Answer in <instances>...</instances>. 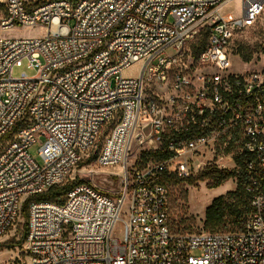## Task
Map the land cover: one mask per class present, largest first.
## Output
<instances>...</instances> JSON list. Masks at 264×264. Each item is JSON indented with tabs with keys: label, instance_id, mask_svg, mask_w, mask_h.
<instances>
[{
	"label": "built area",
	"instance_id": "2783aa9c",
	"mask_svg": "<svg viewBox=\"0 0 264 264\" xmlns=\"http://www.w3.org/2000/svg\"><path fill=\"white\" fill-rule=\"evenodd\" d=\"M234 1L240 13H225ZM263 9L264 0H6L0 31L43 32L0 35V240L18 232L29 199L22 249L0 264H264V67L236 71L229 52ZM25 61L37 74L14 76ZM140 61L137 76L124 74ZM41 137L43 165L30 153ZM158 149L163 157H143ZM90 163L121 168L117 194L79 181L62 202L36 198ZM209 166L244 174L243 228L174 229L164 175Z\"/></svg>",
	"mask_w": 264,
	"mask_h": 264
},
{
	"label": "rangeland",
	"instance_id": "374dc122",
	"mask_svg": "<svg viewBox=\"0 0 264 264\" xmlns=\"http://www.w3.org/2000/svg\"><path fill=\"white\" fill-rule=\"evenodd\" d=\"M240 7L241 2L234 1L224 8V12L237 15L240 13ZM5 8L6 0H0V18L4 14ZM252 25L253 26L240 31L229 46V52H233V69L236 71L264 67V9ZM42 32L41 29L37 28L17 27L9 31L1 30L0 35L24 37L39 35ZM239 45L250 47L253 50V58L249 62L243 61L239 53H237ZM167 52L173 53L174 49L168 48ZM142 65V61L137 62L125 69L124 74L127 76H137ZM23 72H26L29 76H35L37 74L36 69L29 67L27 61L21 66H16L13 70V75L20 76ZM42 141H44V137L39 138L38 141L30 147V153L40 165H43V159L39 152ZM153 159V157H149L147 160L152 161ZM112 173L121 175L122 170L116 165L99 167L96 163H90V165H80L73 179L87 181L107 193L117 194L121 189V183L119 177ZM208 182L209 180L207 179L197 180L194 183L186 180H179L172 181L168 184L170 223L174 229L181 227L192 231L207 230L204 228L206 207L211 203L214 197L235 190L238 183H241V180L238 176H235L217 187H209ZM241 227L233 226L226 222L215 231H238L241 230ZM21 231L22 229L19 228L17 233H10L0 240V261L10 259L20 253L22 244H18L17 238L20 236ZM8 242H15V245L7 246L6 244H8Z\"/></svg>",
	"mask_w": 264,
	"mask_h": 264
},
{
	"label": "trees",
	"instance_id": "16d2710c",
	"mask_svg": "<svg viewBox=\"0 0 264 264\" xmlns=\"http://www.w3.org/2000/svg\"><path fill=\"white\" fill-rule=\"evenodd\" d=\"M207 34L202 35L197 40L195 44L196 48L194 50L195 55L200 51L206 43ZM264 52V48H263ZM237 53L243 61L249 62L253 58V50L250 47L239 45L237 48ZM148 154H152L154 158H161L164 156L163 150L158 149L152 152H145L143 157L146 158ZM238 176L241 180V183H238L237 188L233 191H229L227 194H221L212 199L211 203L206 207L205 210V219H204V228L205 231L216 232L215 230L221 227L224 223H230L233 226H242L246 221L248 215L252 211V205L250 202V197L244 187V174L238 173L235 169H218L216 166H209L200 174L195 177L180 178L178 175L172 173L169 175H164L162 179L163 182L169 184L172 181L186 180L191 183H194L197 180H209V187H217L228 181L229 179ZM79 181L77 179L68 180L62 184L55 185L50 188L46 193L36 196L37 199H51L57 200L59 202L63 201V197L66 192L74 187ZM28 201L26 200L23 206V217L22 222L19 226L22 229L20 234V239L17 241L18 244H22L24 236L27 231V217H28ZM18 228V231H19ZM176 229L187 230L185 228L178 227ZM203 230V229H202ZM192 231V230H189ZM198 231V230H197ZM16 242V241H15ZM15 242L6 244L7 246L15 245Z\"/></svg>",
	"mask_w": 264,
	"mask_h": 264
}]
</instances>
